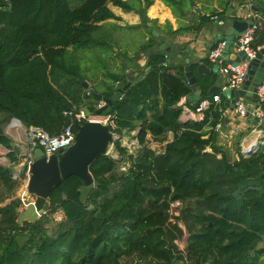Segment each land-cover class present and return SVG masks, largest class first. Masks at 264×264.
I'll return each instance as SVG.
<instances>
[{
    "label": "trees",
    "instance_id": "obj_1",
    "mask_svg": "<svg viewBox=\"0 0 264 264\" xmlns=\"http://www.w3.org/2000/svg\"><path fill=\"white\" fill-rule=\"evenodd\" d=\"M69 1L9 0V6L0 0V146L8 150L10 163L0 165V189L9 194L18 186L11 167L19 161L18 150L4 132L12 119L58 135L73 123L65 113L94 114L100 102L91 93L111 97L131 68L145 78L102 114L115 112L119 132L137 130L139 148L129 155L116 143L120 160L109 154L95 158L89 172L98 186L85 204L78 192L82 183L71 176L52 190L48 212L35 222L18 225L19 198L0 206V264H264V246L259 247L264 240V101L262 119L248 128L262 133L256 152L232 161L216 139V126L225 127V107L212 103L202 121L180 122L183 97L192 109L210 97L190 101L183 69L167 65L158 54L147 57L143 67L137 63L140 53L155 46L152 31L158 27L148 28L150 39L132 55L116 53L125 60L121 71L108 73L110 82L101 83L100 91L85 89L79 69L67 66L68 49L102 45L93 37L99 24L118 20L107 3L125 12L133 6L128 0H82L71 8ZM145 1V8L136 10L139 28L149 22L145 9L151 1ZM161 1L175 17L185 16L182 0ZM197 17L196 29H201L209 16ZM165 29L171 35L183 30L172 31L167 24ZM251 47H264V29ZM169 133L172 140L166 141ZM244 136H237V151ZM149 138L165 144L156 151ZM120 162L129 165L126 172L119 171ZM176 201L184 207L173 222L169 211ZM59 211L63 219L55 229L45 227ZM178 223L188 234L186 252L175 243L183 235Z\"/></svg>",
    "mask_w": 264,
    "mask_h": 264
},
{
    "label": "water",
    "instance_id": "obj_2",
    "mask_svg": "<svg viewBox=\"0 0 264 264\" xmlns=\"http://www.w3.org/2000/svg\"><path fill=\"white\" fill-rule=\"evenodd\" d=\"M250 9L264 19V8H262L260 12L257 1H252ZM193 12L200 13L198 8H195ZM250 21L251 20L226 19V16H222L221 21L218 22V26H220L221 29L217 35L227 43L222 54L223 60L227 65H237L245 61L248 62L247 72L242 84L237 89H225L224 92H222L221 95L224 99V107L231 111L234 108L235 102L238 99H242L244 103L247 104V118L252 119V124L256 126L257 122L254 118H251V113L257 101V88L264 78V48L258 50L255 57L251 60L243 50H236L234 54L228 57L229 52H231L235 46L234 42L251 26L249 24ZM152 35L156 38V45L140 54H142L145 59L154 54H158L166 59L167 65L181 67L183 69L184 80L192 92L188 96V99L190 101L199 100L201 97V90L198 79L193 73V62L182 57V47L180 45L166 42L157 31H152ZM176 52L178 53L177 55L169 56V54ZM204 59L205 58L199 59V61H203ZM144 65L142 64L141 67ZM148 70L149 68H146L145 72ZM196 71L199 75L212 76L217 79L223 76L227 82V77L219 71L217 64L212 66L211 69H208L205 65L198 63ZM144 78V75L135 73L132 69H129L127 76L116 83L115 92L111 97L108 98L96 93H91V96L102 104L94 114L97 116L101 115L120 98L123 91L130 86H135ZM82 85L85 89H89L86 82H83ZM220 87L218 83L211 86L208 90V97L217 93ZM261 137L262 135L257 138L256 142L251 146L250 151L258 144ZM111 142L112 135L107 126L98 122H84L82 125L76 127L74 143L65 151L45 156L41 149L35 150L33 163L30 165L27 172V181L25 184V193L30 199L22 200V205L25 206V208L17 211L18 225L21 226L24 221L29 223L35 222L38 218L47 213L52 190L58 187L62 180H66L71 176H76L80 179L82 183L81 188L78 190L80 194V203L85 204L91 191L98 186V182L91 176L89 168L97 156H103L107 153ZM92 208V205L89 206L90 210ZM97 217L102 218L100 214H97Z\"/></svg>",
    "mask_w": 264,
    "mask_h": 264
},
{
    "label": "crops",
    "instance_id": "obj_3",
    "mask_svg": "<svg viewBox=\"0 0 264 264\" xmlns=\"http://www.w3.org/2000/svg\"><path fill=\"white\" fill-rule=\"evenodd\" d=\"M149 1H151V5L145 9V16L149 22L147 23V25L143 26V28L138 27L141 25V19L136 13V10L145 8V0H128L129 4L133 6V10L129 12H125L121 8L113 6L112 3H107V8L116 17H118V20L109 19L103 21L102 23H114L120 29V31H123L124 29H131L134 30L136 34L138 33L140 35L141 33V35H144V37L142 36L143 41L140 44H137L139 47L150 39L147 33L148 28L158 27L159 31L157 32L162 36V38L166 42L180 45L182 47V57L187 58L191 62H193V73L198 79L201 90V96H209L208 90L211 86L215 84V81H212L210 79V76H202L197 73L196 69L198 63L205 65L208 69L212 68V65L208 62L207 56L211 47L215 45L218 41H222V39H220V37L217 35L221 29V27L218 26V22L221 21V17L226 16V19L247 20V18L250 17L252 13H254L250 9L253 0H182V7L187 10L183 18L175 17L172 14L171 10L166 5H164L161 0ZM254 1H257L258 7L260 8L261 12V9L264 8V0ZM69 3L71 8H76L82 3V0H70ZM195 8H198L200 13L193 12ZM195 13L197 14V16L200 17L209 16L208 22H206L201 29H196L199 23V19L197 16L194 15ZM212 15L214 16L210 17ZM102 23H100L99 25H102ZM166 24L171 27L172 31H177L178 29L183 30L177 31L176 33L171 35L167 32L168 30L165 29ZM187 28L190 29L187 30ZM106 34L111 36V38L107 39L111 42H114V40L112 39V35L110 33ZM123 35L127 36V33L126 35ZM124 43H126V41ZM154 43L156 45V38ZM138 49H136V51ZM236 50L238 49L234 46L233 50L229 52L228 57L234 54ZM133 51L134 50H128V54L132 53ZM175 54L177 55L178 53L176 52L174 54H169V56ZM202 58L205 59L203 61H199V59ZM146 60L147 59L145 58H139V61L137 63L139 64V66H141L142 64L144 65L147 62ZM223 63L226 64L225 62ZM132 70L135 73H140L137 68H134ZM223 86H221L220 88H222ZM215 94H219L221 96V101L217 105L224 106V99L221 95L222 93L218 91ZM230 112L231 111L227 108H224V111L222 112L223 117L225 119V127H221L219 129V134L216 138L220 146L231 148L232 144L236 142L237 136H239L240 134H247L245 135L247 137L251 132H256L258 137L262 134L256 129L248 131L250 120L248 118H246V120H239L232 116ZM245 136L243 138H245ZM171 140L172 134L169 133L167 135L166 141ZM162 146L160 147V149L162 148ZM1 149H3V147H1ZM24 198L25 195L22 194L20 200H25ZM9 202L10 201H8V203ZM21 208H25V206L21 205L19 209ZM19 209L18 211H20Z\"/></svg>",
    "mask_w": 264,
    "mask_h": 264
},
{
    "label": "built area",
    "instance_id": "obj_4",
    "mask_svg": "<svg viewBox=\"0 0 264 264\" xmlns=\"http://www.w3.org/2000/svg\"><path fill=\"white\" fill-rule=\"evenodd\" d=\"M7 2L10 6L9 0H3ZM247 20H251L249 24L251 25L248 29H246L235 41V46L238 50H243L249 59H253L255 54L258 50L264 48L260 47L257 50L252 49L251 43L253 42L254 38L257 36L264 29V19L257 14L252 13ZM226 41H218L212 49H210L207 59L208 62L214 66L217 64L219 71L227 77L226 85L220 88L219 92H224L225 89H237L243 82L244 77L247 72L248 62H242L237 65H227L224 64L223 60V52L226 47ZM184 78V77H183ZM185 81V80H184ZM186 82V81H185ZM256 98L257 101L254 104V108L251 113V118H254L256 122L262 119V111L260 109V104L264 101V78L261 84L258 86L256 91ZM221 101V96L219 94H213L210 96L209 99H203L198 102L195 108H190L186 104V98L183 97L178 106L181 108V114L179 117L180 122H200L204 118V111L212 104H219ZM102 104H99V107ZM247 104L244 103L242 99H238L235 102L233 110H231V115L239 120H246L247 118ZM66 115L70 116L72 119V124L66 126L58 135L50 136L45 131L40 128L30 127L25 128L22 123L17 119H12L7 127L6 134L10 135L11 132L22 130L28 139V146L23 154V160L20 163L18 161V167L12 170V179L17 181L20 180V177L27 178V172L30 168V165L33 163V155L35 150L41 149L45 156H50L53 154H57L60 152L65 151L67 148L73 145L74 138L76 134V127L82 125L84 122H98L102 125H105L109 128V131L112 135V142L108 148L106 154L111 155L112 158L116 159L114 154L117 156V152L115 151L114 145L118 143L121 148H124L127 151V154L134 155L139 148L138 140H137V130L133 131H126L121 130L120 132L117 131V125L115 121V112L112 114L106 115H95L85 112L84 110H80L77 113L68 112L65 113ZM249 126L252 122V119H249ZM75 126V129L74 127ZM221 127L220 125L216 126V130H219ZM251 148V147H250ZM250 148H243V153L247 154L250 151ZM160 150V148H159ZM158 150V151H159ZM19 160V159H18ZM3 164V163H1ZM14 164L13 166H15ZM126 169H128L129 165L124 163ZM2 166L9 167L10 163L3 164ZM12 166V169H13ZM22 175V176H21ZM27 181V180H26ZM26 181L24 182L26 184ZM25 186V185H24ZM176 204L179 206L180 202L176 201L170 204V211L171 213L172 205ZM179 213V212H178ZM171 216V215H170ZM178 217L174 216L171 218L174 219Z\"/></svg>",
    "mask_w": 264,
    "mask_h": 264
},
{
    "label": "rangeland",
    "instance_id": "obj_5",
    "mask_svg": "<svg viewBox=\"0 0 264 264\" xmlns=\"http://www.w3.org/2000/svg\"><path fill=\"white\" fill-rule=\"evenodd\" d=\"M100 30L98 33H95L93 37H95V39H97L98 41L102 42V45H97V47H94V48L88 47L86 49H78V50L68 49L70 52L68 60L70 62L67 64L68 67L79 69L78 74L81 77L80 79H83L84 80L83 82H86L88 84L90 90L96 88V90H99V91L101 90V87H102L101 83L103 84L105 83L104 85H107L110 82V80L107 77L108 73H119L121 71L120 67L122 66L125 60H123L122 57H120L119 55H116V53L117 52H120V53L127 52L128 53V50H134L132 52L134 53L136 49L139 48L137 44H140L143 41L142 36L144 37V35H141V33L140 35L138 33L136 34V32L131 29H126V30L121 29L123 31H120V29L116 26V24L111 23V22L102 23V27ZM106 33H110L112 35L113 37L112 39L114 40V42H111L107 39V38H111V36L107 35ZM126 33H127V36H124L123 34L126 35ZM125 41L126 43H124ZM132 53H130V55H132ZM139 56L140 58H144L142 54H139ZM210 79L212 81H215V84L218 83L220 86L226 85V80L223 76L222 78H219V79L211 76ZM82 110H84L85 112H88L85 109H82ZM9 123L5 126L4 132L7 131V127ZM8 137L10 138L12 142V146L18 150L17 157L19 159V162L21 163L23 160V154L25 153L27 146H28L27 135L22 130H19V131L11 132L10 135L8 134ZM259 137L257 136L256 132H251L248 137L245 136V138H242L240 140V144L238 147L239 151H237V149H235L236 147H234V144H232V147L228 148L231 160L238 161L240 157L249 158L250 156H252L256 152L259 142L247 154L243 153L242 149L250 148V146H252L256 142V139ZM148 143H149V147L156 151H158V149L164 144V143L161 144L158 142H154L151 138H149ZM0 150L2 152V153L0 152V165L8 164L9 163V160L7 157L8 150L5 148L1 149V147H0ZM114 156L116 159H119V155L116 156L114 154ZM18 166L19 165L17 163L15 166H13L12 170L17 168ZM119 171L120 172L127 171L123 162L119 163ZM26 180H27L26 177H20V180H17V184H18L17 188H15L9 194H7L4 189H0V192H1L0 198L5 196L4 201L0 204V206L5 205L6 203H8V201H11L15 198L21 199L22 194L25 195L24 199L29 200L30 198L25 193V186H24L25 183L24 182ZM182 207H184V205L181 206V204H179V206H177L176 204H173L170 215L172 217L179 215L178 212ZM22 209L24 208H21L19 210H22ZM49 219L51 222L45 224V227L52 229L55 227L56 223H59L63 219L62 212L59 211L49 216ZM173 220L174 219L171 218V221ZM178 225L182 229L183 235L175 243L179 250L186 252L185 251L186 250V240H187L188 234L185 231L181 223H178ZM51 233L52 232L49 230V234ZM261 246H264V240L259 243V247ZM135 264H144V263L136 262Z\"/></svg>",
    "mask_w": 264,
    "mask_h": 264
},
{
    "label": "bare ground",
    "instance_id": "obj_6",
    "mask_svg": "<svg viewBox=\"0 0 264 264\" xmlns=\"http://www.w3.org/2000/svg\"><path fill=\"white\" fill-rule=\"evenodd\" d=\"M257 140V139H256ZM251 147V146H250Z\"/></svg>",
    "mask_w": 264,
    "mask_h": 264
}]
</instances>
